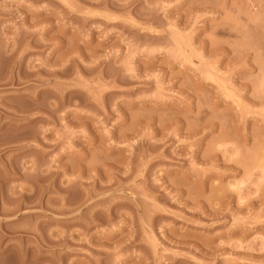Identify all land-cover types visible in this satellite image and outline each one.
Instances as JSON below:
<instances>
[{
    "label": "rangeland",
    "instance_id": "1",
    "mask_svg": "<svg viewBox=\"0 0 264 264\" xmlns=\"http://www.w3.org/2000/svg\"><path fill=\"white\" fill-rule=\"evenodd\" d=\"M0 264H264V0H0Z\"/></svg>",
    "mask_w": 264,
    "mask_h": 264
}]
</instances>
